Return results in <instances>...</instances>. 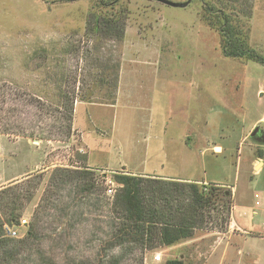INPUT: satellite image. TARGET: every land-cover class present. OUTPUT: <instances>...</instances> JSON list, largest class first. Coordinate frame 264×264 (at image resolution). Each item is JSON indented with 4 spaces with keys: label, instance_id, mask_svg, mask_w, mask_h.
<instances>
[{
    "label": "rangeland",
    "instance_id": "374dc122",
    "mask_svg": "<svg viewBox=\"0 0 264 264\" xmlns=\"http://www.w3.org/2000/svg\"><path fill=\"white\" fill-rule=\"evenodd\" d=\"M208 2L219 11L207 9ZM98 18L114 23L103 28ZM227 24L238 32L237 43L264 56V0H190L183 7L157 0H0V189L8 187L15 199L13 206L0 191V222L10 212L20 214L2 225L0 264H166L173 258L183 264H264V189L255 184L250 191L259 192L258 201L244 198L250 209L242 219L237 213L247 206L231 203L228 216L211 211L190 237L152 248L121 231L122 218L105 193V176L115 193L120 186L116 173L172 181L138 172L133 161L141 145L134 152L128 144H139L142 134L166 128L171 167L180 169L183 146L174 141L188 131L192 151H199L209 112L229 109L245 131L264 115V64L222 52L220 28ZM153 71L145 83L152 102L135 98L141 86L130 91L126 83ZM126 91L131 99H121ZM117 96L115 132L111 122L99 128L118 135L123 148L112 140L106 149L127 162L99 167L83 156L80 129L65 109L79 101L113 104ZM138 100L150 108L151 130L148 117L141 120L133 108ZM258 124L264 129V121ZM209 155L219 164L230 159L227 152ZM184 203L183 195L179 203L172 200Z\"/></svg>",
    "mask_w": 264,
    "mask_h": 264
},
{
    "label": "crops",
    "instance_id": "0c3cea01",
    "mask_svg": "<svg viewBox=\"0 0 264 264\" xmlns=\"http://www.w3.org/2000/svg\"><path fill=\"white\" fill-rule=\"evenodd\" d=\"M156 72L153 71L150 74L147 73V75L144 73L141 75L144 76L143 80L138 79L135 82L133 80L132 83H126L130 91L132 87H135L136 83L138 87L141 86V92L135 89L133 93L135 98L139 99L140 96L143 97L144 95L145 98L151 101L152 92L149 93L147 90L150 85L148 84V87H145V83H149V77L154 76ZM128 96L131 99V93L126 91L125 98L117 96L113 104L98 103L99 105L93 104L89 106L90 104L87 102L79 101L76 103L73 109V122L80 129L79 138L84 143L82 149L85 154L83 156H85L87 162H97L99 167L106 166L107 163L111 164V162L121 164L127 162L122 153L119 156L117 155L118 157L114 160L109 152L110 147L106 149V146L112 140L113 143L117 140L119 147L123 148L124 146L122 140L114 133L116 129L113 124L115 121V111L113 109L117 106L120 98L125 100ZM133 108H138L141 120L148 117L145 122L149 123L148 126L151 130L154 122L149 119L151 116L149 106L138 100L133 105ZM111 110H113V113ZM234 118V112H230L229 109L209 112L200 131L203 142L196 153L191 149L194 139L193 134L187 131L185 136L177 138L174 144L178 145V147L181 144L183 146V149L180 148V155L183 157L180 169L171 167L173 166L171 157L172 146L170 145V139L165 137L166 128L160 129L154 134H149L148 132L145 135L142 134L141 137L136 138L139 144H136L135 141L128 144L134 152H136L134 147L141 145V156L133 162L141 167L138 172L142 175L163 179L168 178L172 181L192 182L200 185L213 183L229 189L233 207L235 203L246 207L244 198L253 197L254 202L258 201L257 195H259V192L254 191L252 193L250 186L255 184L264 189V129L258 126V123L264 121V115L252 120L246 131L239 124L237 125ZM110 122L114 132L105 133L101 130L102 128H99L110 126ZM255 128H257V132L254 136H251V132ZM142 144H144L143 148ZM143 149L146 150L143 152ZM104 150H107V153ZM209 152L215 154V156L227 152L230 153V159L226 164H219L212 159ZM240 165L244 166L243 170ZM239 185L240 187H238ZM256 208L251 211L252 214H257ZM249 209V206H247L246 211H239L237 217L242 219ZM238 227L241 231L244 230V228Z\"/></svg>",
    "mask_w": 264,
    "mask_h": 264
},
{
    "label": "trees",
    "instance_id": "16d2710c",
    "mask_svg": "<svg viewBox=\"0 0 264 264\" xmlns=\"http://www.w3.org/2000/svg\"><path fill=\"white\" fill-rule=\"evenodd\" d=\"M208 8L219 11L211 2H208ZM214 14L217 22L222 20L218 13ZM100 19L95 20V23L102 22L103 28H108L109 24L114 23L112 18H103L102 21ZM220 26H224L223 21ZM222 27L220 28L223 38L221 47L225 55L256 60L264 64V56L261 52L246 47L243 42L237 43L236 41L240 40L237 36L238 32L232 31L230 25L227 24L224 30H221ZM65 111L72 112L73 109L67 107ZM114 180L120 186L114 194L111 209L122 218L120 229L122 232L133 234L134 240L140 244L143 245L146 242L148 248L156 245L169 246L180 239L190 237L198 225L212 216L211 211H215L214 217L222 212L228 216L230 211V190L213 183L198 185L192 182L161 181L139 175L117 173L114 174ZM0 191H5L14 206L15 199L11 197L8 187ZM182 195L187 203L181 206L173 205L172 200L179 203ZM159 198L162 199L159 200ZM181 208L184 210H180ZM19 217L18 212H10L8 217L0 222L1 249L6 247V241L1 237L2 225L15 223ZM166 264H183V261L173 258L167 260Z\"/></svg>",
    "mask_w": 264,
    "mask_h": 264
},
{
    "label": "built area",
    "instance_id": "2783aa9c",
    "mask_svg": "<svg viewBox=\"0 0 264 264\" xmlns=\"http://www.w3.org/2000/svg\"><path fill=\"white\" fill-rule=\"evenodd\" d=\"M104 182H105V193L106 195L110 196V198H113L114 197V194H115V183L114 181L109 178V176H105L104 177ZM26 222V219L22 218L20 219V224L23 225L24 223ZM7 228V233L8 234H11L12 236H15L16 235V231L13 230L11 228H9L8 226H6ZM155 259L156 260H159L160 259V255L159 254H156L155 256Z\"/></svg>",
    "mask_w": 264,
    "mask_h": 264
},
{
    "label": "water",
    "instance_id": "95a60500",
    "mask_svg": "<svg viewBox=\"0 0 264 264\" xmlns=\"http://www.w3.org/2000/svg\"><path fill=\"white\" fill-rule=\"evenodd\" d=\"M163 4H167V5H170V6H178V7H183V6H186L190 0H187L185 2H173V1H170V0H157ZM257 132V128L253 129V131L251 132V136H254L255 133Z\"/></svg>",
    "mask_w": 264,
    "mask_h": 264
}]
</instances>
